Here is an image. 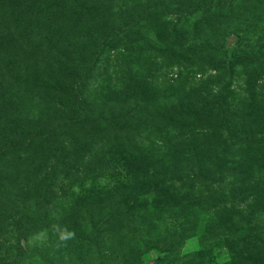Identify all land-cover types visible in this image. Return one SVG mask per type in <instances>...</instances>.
Listing matches in <instances>:
<instances>
[{
	"label": "rangeland",
	"instance_id": "1",
	"mask_svg": "<svg viewBox=\"0 0 264 264\" xmlns=\"http://www.w3.org/2000/svg\"><path fill=\"white\" fill-rule=\"evenodd\" d=\"M0 264H264V0H0Z\"/></svg>",
	"mask_w": 264,
	"mask_h": 264
},
{
	"label": "water",
	"instance_id": "2",
	"mask_svg": "<svg viewBox=\"0 0 264 264\" xmlns=\"http://www.w3.org/2000/svg\"><path fill=\"white\" fill-rule=\"evenodd\" d=\"M236 40V36L232 37L230 40H229V45H231L233 42H235Z\"/></svg>",
	"mask_w": 264,
	"mask_h": 264
}]
</instances>
